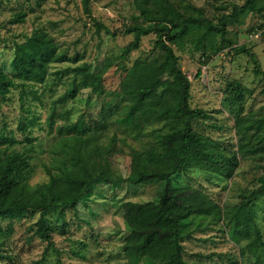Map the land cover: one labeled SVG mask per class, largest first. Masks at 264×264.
<instances>
[{
	"label": "rangeland",
	"instance_id": "obj_1",
	"mask_svg": "<svg viewBox=\"0 0 264 264\" xmlns=\"http://www.w3.org/2000/svg\"><path fill=\"white\" fill-rule=\"evenodd\" d=\"M169 1L180 10L200 6L214 22L228 15L225 35L229 41H217L208 48L202 34L197 33L176 36L171 45L190 81V105L207 112L192 120L194 129L234 150L238 166L226 177L187 165L170 180L174 186L202 189L228 215L242 196L258 185L257 177L264 173V150H242L235 127L238 115L264 114V76L253 72L254 64L248 54L233 49L247 46L264 69V34L254 35L264 25V0H252L247 7L245 0ZM18 13H23V18L18 19ZM138 13L134 0H0L3 69L11 71L15 42L38 29L47 31L59 50L79 58L50 64L46 79L27 84L24 93L17 85L0 96V135L13 139L0 142V146L31 155L27 178L30 186L47 181L49 169L56 172L60 165L70 164L74 152L83 154L88 164L107 166L125 176L132 150L156 146L160 134L168 129L164 120L131 124L120 121L129 102L126 93L131 87L134 59H144V69L155 65L153 31L142 34L137 47L124 50L134 37L126 25L133 23ZM82 61L88 62L92 71L102 73L103 89L97 93L82 87L74 98L56 102L50 128L53 102L68 86L73 66ZM235 81L242 85L239 96L231 92ZM177 86V81L163 76L164 89ZM21 122L25 129L20 128ZM27 136L35 139L30 143ZM251 142L261 146L257 135ZM157 149L159 154L150 159L160 162L168 149ZM163 184L157 179L118 184L99 181L91 194L75 206L48 210L49 233L59 252L48 247L37 234L38 209L0 215V264H55L57 258L65 264H126L127 255L122 248L126 240L138 238L150 228L174 226L159 215L152 203ZM255 216L264 237V194L256 200ZM228 229L226 216L187 226L183 240L186 264H254L252 256L240 252L245 240H236Z\"/></svg>",
	"mask_w": 264,
	"mask_h": 264
},
{
	"label": "trees",
	"instance_id": "obj_2",
	"mask_svg": "<svg viewBox=\"0 0 264 264\" xmlns=\"http://www.w3.org/2000/svg\"><path fill=\"white\" fill-rule=\"evenodd\" d=\"M251 1L245 0L244 6H250ZM134 2L139 13L133 23L126 25L134 37L124 50L137 47L141 35L153 31L157 53L152 57L155 65L151 69L143 68L144 59H134L131 87L126 93L129 102L120 121L131 124L164 120L168 129L160 134L156 146L147 145L132 150L130 169L125 176L107 166L88 164L83 154L74 152L70 155V164L60 165L56 172L49 169L48 180L33 187L27 183L31 155L0 146V215L38 209L37 234L46 241L48 247L59 252L49 233L48 210L75 206L79 200L91 194L93 185L99 181L118 184L123 181L141 183L157 179L164 181V184L152 203L159 215L173 222L174 226L150 228L140 237L126 240L122 245L127 255L126 264H186L183 255V240L187 234L185 228L191 224L199 225L203 219L218 221L224 216L229 218V234L236 240H245L240 248L241 254L252 256L254 264H264V237L255 216L256 200L264 194V173L257 177L258 185L246 192L228 215L202 189L192 185L174 186L170 181L172 175L187 165L206 168L226 177H230L238 166L239 160L234 150L221 146L208 135L194 129L192 120L206 116L207 112L201 107L190 105V81L180 68L178 56L171 45L176 36L190 37L197 33L202 34V40L208 48L215 46L217 41H229L225 35L228 15L224 14L219 21L214 22L204 15L200 6H188L180 10L169 0ZM16 17L23 18V13H18ZM96 24L100 23L96 21ZM261 32L264 34V29ZM233 49L237 53L248 54L254 64L253 72L264 76V69L258 66L253 51L245 45H237ZM78 59L59 50L47 31L35 30L24 40L15 42L11 71L0 66V96L3 97L17 85L21 87L20 92L24 93L27 84L41 83L46 79L50 64ZM164 75L177 81V88L164 89ZM82 87H90L97 93L103 89L102 73L92 71L86 61L73 66V76L68 86L54 100L48 119L50 128H53L55 103L74 98ZM241 88L242 85L235 81L231 89L233 96H239ZM235 127L240 133L239 147L242 150L248 153L264 150V114L238 115ZM20 128L25 129V124L21 122ZM253 135L259 136L261 146L251 142ZM34 139L33 136L26 137L30 143ZM0 142H13V139L0 135ZM162 147L168 149V154L160 162L151 160V157L159 154L157 148ZM55 264L65 263L57 258Z\"/></svg>",
	"mask_w": 264,
	"mask_h": 264
},
{
	"label": "built area",
	"instance_id": "obj_3",
	"mask_svg": "<svg viewBox=\"0 0 264 264\" xmlns=\"http://www.w3.org/2000/svg\"><path fill=\"white\" fill-rule=\"evenodd\" d=\"M264 29V25L262 26V28H261V31ZM261 31H258V32H256L254 35H257L259 32H261Z\"/></svg>",
	"mask_w": 264,
	"mask_h": 264
}]
</instances>
